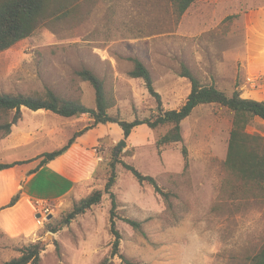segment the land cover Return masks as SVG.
Here are the masks:
<instances>
[{
	"label": "rangeland",
	"instance_id": "1",
	"mask_svg": "<svg viewBox=\"0 0 264 264\" xmlns=\"http://www.w3.org/2000/svg\"><path fill=\"white\" fill-rule=\"evenodd\" d=\"M264 0H198L176 20L170 0H73L29 38L0 53V92L40 94L52 91L66 100L96 108L93 86L78 72L91 70L115 101L113 117L126 121L158 113V103L145 82L130 76L133 59L151 71L164 109H178L191 91L187 68L203 85L228 95L264 100ZM259 28L261 30L259 31ZM12 132L0 134V163L37 160L68 144L78 130L94 123L89 115L63 117L49 111L22 109ZM234 114L211 104L198 106L183 123V141L159 149L157 140L169 126H140L129 137L110 143L104 124L83 135L98 134L100 171L65 201L50 202L53 218H35L39 230L11 238L0 230V264L21 255L20 249L41 241V264H123L112 256L110 194L105 192L117 144L120 161L156 178L177 196L166 202L148 183L141 184L117 163V228L120 254L141 264H248L264 244V201L238 200L214 211L220 200ZM251 133L264 135V121L255 119ZM78 136V137H80ZM77 137V138H78ZM188 151V167L182 150ZM96 191L98 205L69 220L75 206ZM141 222L140 230L123 221ZM56 229L57 232H53Z\"/></svg>",
	"mask_w": 264,
	"mask_h": 264
},
{
	"label": "trees",
	"instance_id": "2",
	"mask_svg": "<svg viewBox=\"0 0 264 264\" xmlns=\"http://www.w3.org/2000/svg\"><path fill=\"white\" fill-rule=\"evenodd\" d=\"M73 0H0V53L6 51L17 43L32 36L45 22V20L62 10ZM198 0H170L176 20H180L187 10ZM134 67L130 72L133 78L142 79L149 93L158 103V113L147 119H135L134 121L121 120L109 114V109L114 106L115 101L105 92L103 81L91 70L83 69L78 72L80 78L89 82L96 93V108H90L80 101L66 100L57 96L52 91L40 94H10L0 92V134L7 136L12 128L23 116L22 109L31 111H49L54 114L73 118L76 116L89 115L94 123L83 130L75 133L67 145L59 150L45 153L38 158L41 159L38 167L32 171L36 172L40 167L64 154L76 141L77 137L97 126L98 124L116 123L124 132L127 138L132 131L140 126H148L151 129H158L169 126L167 133L157 140L159 149L171 146L183 141L182 123L192 115L193 111L201 105L216 104L227 108L234 114L227 157L224 162V175L221 184L220 200L214 211L227 208L238 200L259 199L264 201V135L251 133L249 126L255 119L264 121V100L259 101L245 98L239 90L228 95L215 85H203L187 68L183 69L182 76L189 79L191 91L185 102L178 109H164L161 95L156 91L151 71L145 64L133 59ZM119 153V152H118ZM185 167H188V151L182 150ZM25 162L0 163V170L12 168ZM122 163L130 171L139 183H148L154 187L155 192L169 202L177 195L174 192L163 189L156 178L139 171L136 167L120 161L115 152L112 163V173L107 182L105 192L110 194L112 201L111 208V233L114 237L112 256L119 255L123 264H141L127 259L120 254L122 234L117 228V197L112 191L116 183V164ZM103 197L102 191H96L89 197L77 204L69 216V220L77 215L86 212L94 205H98ZM21 198V193L16 194L9 207L14 206ZM123 221L135 230H140L141 222L124 218ZM53 232H57L56 229ZM44 248L41 241L31 242L24 245L20 251L21 255L3 264H41V254ZM110 259L105 258L100 264H109ZM248 264H264V244L259 251L249 258Z\"/></svg>",
	"mask_w": 264,
	"mask_h": 264
},
{
	"label": "crops",
	"instance_id": "3",
	"mask_svg": "<svg viewBox=\"0 0 264 264\" xmlns=\"http://www.w3.org/2000/svg\"><path fill=\"white\" fill-rule=\"evenodd\" d=\"M258 9V18L264 20V4ZM104 125L108 130L110 143L120 137L121 127L118 124ZM79 131L81 130L77 132ZM99 139L98 134L78 137L64 154L33 173L41 159L38 163L35 159L2 162L25 163L0 170V230L11 238L31 236L39 230L35 222L37 212L34 203L37 200L57 202L78 195L82 187L90 183L100 171L101 164L97 154L101 141ZM18 193H21L20 200L9 207Z\"/></svg>",
	"mask_w": 264,
	"mask_h": 264
},
{
	"label": "built area",
	"instance_id": "4",
	"mask_svg": "<svg viewBox=\"0 0 264 264\" xmlns=\"http://www.w3.org/2000/svg\"><path fill=\"white\" fill-rule=\"evenodd\" d=\"M100 161L102 160V157L99 156L98 158ZM36 206L39 208L40 212L43 213L44 216H49L52 214V206H51V203L49 201H44V200H37L36 201ZM36 212H39V211H36ZM41 213H38L41 215L42 217V214Z\"/></svg>",
	"mask_w": 264,
	"mask_h": 264
},
{
	"label": "water",
	"instance_id": "5",
	"mask_svg": "<svg viewBox=\"0 0 264 264\" xmlns=\"http://www.w3.org/2000/svg\"><path fill=\"white\" fill-rule=\"evenodd\" d=\"M127 145H128V143H127L126 140L123 139V140L119 141L118 144H117V147H116V149H115V152L117 153V152H119L120 150L126 148ZM37 217L39 218V217H41V215H40V214H37ZM52 218H53V215H49V216L47 217L48 220H51Z\"/></svg>",
	"mask_w": 264,
	"mask_h": 264
}]
</instances>
